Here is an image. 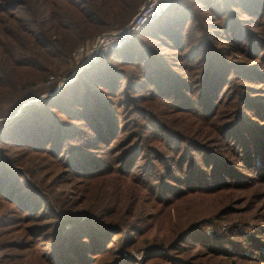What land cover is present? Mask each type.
<instances>
[{"label": "trees", "instance_id": "trees-1", "mask_svg": "<svg viewBox=\"0 0 264 264\" xmlns=\"http://www.w3.org/2000/svg\"><path fill=\"white\" fill-rule=\"evenodd\" d=\"M144 1L0 0V264H264V225L209 230L220 215L197 205L264 184V0H174L29 102ZM172 113L199 117L207 137ZM238 200L224 204L241 215ZM146 243L139 263L129 251Z\"/></svg>", "mask_w": 264, "mask_h": 264}, {"label": "rangeland", "instance_id": "rangeland-1", "mask_svg": "<svg viewBox=\"0 0 264 264\" xmlns=\"http://www.w3.org/2000/svg\"><path fill=\"white\" fill-rule=\"evenodd\" d=\"M146 1H144L140 4L137 12L133 15V17L138 13L140 7ZM112 30H115V29H110V28L100 29V32H98L94 37L90 38L87 42L81 44L80 46H85V47L91 46L93 44V42L97 38H99L103 33H106V32L112 31ZM129 43H127L124 46V48ZM76 50H77V48H76ZM73 65H74V63H73ZM63 71H65V70L61 69L60 73H62ZM51 76H54V77L52 78ZM56 76H58V75L51 74L49 76V80L52 82L46 81L45 84L49 87H51L53 84H55L54 86L56 88L58 86L57 84L59 83V77H56ZM63 76L65 77V75H63ZM73 83H75V82H73ZM42 84L43 83H40L39 85H42ZM68 85H70V84H68ZM68 85H66V86H68ZM66 86H64V87H66ZM51 92H53V91H51ZM49 94H50V92L47 91V92L41 94L40 96L41 97L44 96V100H45L49 96ZM166 116H168V115L166 114ZM180 116L181 115L172 113V115H169L167 118H163V119L167 120L170 123L175 119L176 124L180 128L185 129L189 134L191 133L193 136L195 133L197 136L196 138H198V139H202V138L207 137V135L205 134V129H207V126H209L207 123H204L199 117H195V116L190 115V114L182 115V117H180ZM191 129L194 131H195V129H198V130L195 131L194 133H192ZM207 131H208V129H207ZM211 137H212V135L208 134V138H211ZM183 146H184V148L187 147V145H183ZM222 146H224V144H222ZM223 149H225V146L223 147ZM175 155L177 156V154H175ZM44 162H48V161H44ZM27 176H28V178L30 177L29 175H27ZM58 188L60 190H62V189H64V190L68 189V191L70 190L69 185L60 186ZM255 188H256V190L255 189H248L247 191L246 190L245 191L240 190L237 193H240V192H242V193H240V196H236V197H234V194L229 196L228 194H230L231 192H228L226 190H220L219 192L215 193L214 195H210L208 197H202L203 200H201V198L197 199V202H198L197 205L200 208L198 210V214H200L201 212H203L205 209L208 208V209H212V213L216 212L218 215H220L219 219L214 224L208 225L207 229L220 232L223 230L225 231V229H228V227H230L231 225L246 224L249 226V228H247V229L252 230L251 226H254L257 224L258 225H264V195H262V197H259L260 193H264V184L256 185ZM231 197L239 199L237 202L231 204V206H235L234 207L235 210H237V212H241V215L239 213L230 212L229 211L230 209L228 208V206L226 207V205L224 204V202L226 201L225 203H227ZM210 198H213L214 205L208 203ZM238 202H240V204ZM178 205L180 208L172 209V215L174 218H176V216H178V215L180 216L181 214L185 213L186 210L189 209L188 203L183 204L182 201H179ZM207 205H213V207H207ZM64 214H66V213H63L62 217L66 218ZM154 233H156V230L149 231L148 236L152 237V235ZM147 247H148V244L146 243V244H142V247H140V248L130 249L129 255L136 258L139 261V263L144 262ZM194 252L195 251H192V252H190V254L194 253ZM230 264H231V262H230ZM246 264H251V263H246ZM252 264H259V263L252 262Z\"/></svg>", "mask_w": 264, "mask_h": 264}, {"label": "built area", "instance_id": "built-area-1", "mask_svg": "<svg viewBox=\"0 0 264 264\" xmlns=\"http://www.w3.org/2000/svg\"><path fill=\"white\" fill-rule=\"evenodd\" d=\"M173 3L174 0H147L128 24L103 33L91 46L78 47L73 53L74 68L65 77L56 76L59 77L58 86L53 92H50L49 96L59 93L64 86L75 82L85 70L105 59L108 53L123 49L127 43L137 37L150 24L162 18ZM37 99H44V96Z\"/></svg>", "mask_w": 264, "mask_h": 264}, {"label": "water", "instance_id": "water-1", "mask_svg": "<svg viewBox=\"0 0 264 264\" xmlns=\"http://www.w3.org/2000/svg\"><path fill=\"white\" fill-rule=\"evenodd\" d=\"M40 99H35V100H31V101H29V102H33V101H39ZM23 106H25V105H23Z\"/></svg>", "mask_w": 264, "mask_h": 264}, {"label": "crops", "instance_id": "crops-1", "mask_svg": "<svg viewBox=\"0 0 264 264\" xmlns=\"http://www.w3.org/2000/svg\"><path fill=\"white\" fill-rule=\"evenodd\" d=\"M90 68H91V67H90ZM87 70H88V69H87ZM85 71H86V70H85ZM85 71H84V72H85Z\"/></svg>", "mask_w": 264, "mask_h": 264}]
</instances>
